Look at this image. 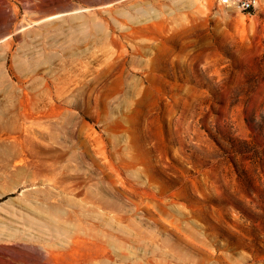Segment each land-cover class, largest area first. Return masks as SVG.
<instances>
[{"label": "rangeland", "instance_id": "rangeland-1", "mask_svg": "<svg viewBox=\"0 0 264 264\" xmlns=\"http://www.w3.org/2000/svg\"><path fill=\"white\" fill-rule=\"evenodd\" d=\"M0 264H264V0H0Z\"/></svg>", "mask_w": 264, "mask_h": 264}, {"label": "built area", "instance_id": "built-area-1", "mask_svg": "<svg viewBox=\"0 0 264 264\" xmlns=\"http://www.w3.org/2000/svg\"><path fill=\"white\" fill-rule=\"evenodd\" d=\"M221 3L227 7H232L252 14L259 5V0H221Z\"/></svg>", "mask_w": 264, "mask_h": 264}, {"label": "bare ground", "instance_id": "bare-ground-1", "mask_svg": "<svg viewBox=\"0 0 264 264\" xmlns=\"http://www.w3.org/2000/svg\"><path fill=\"white\" fill-rule=\"evenodd\" d=\"M30 135V134H29ZM23 162V161H22Z\"/></svg>", "mask_w": 264, "mask_h": 264}]
</instances>
